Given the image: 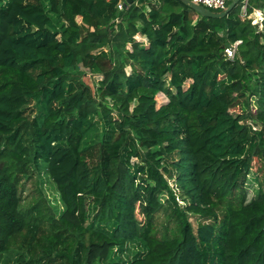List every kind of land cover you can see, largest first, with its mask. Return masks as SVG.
I'll return each instance as SVG.
<instances>
[{"label":"trees","instance_id":"trees-1","mask_svg":"<svg viewBox=\"0 0 264 264\" xmlns=\"http://www.w3.org/2000/svg\"><path fill=\"white\" fill-rule=\"evenodd\" d=\"M255 8L0 0V264H264Z\"/></svg>","mask_w":264,"mask_h":264},{"label":"rangeland","instance_id":"rangeland-1","mask_svg":"<svg viewBox=\"0 0 264 264\" xmlns=\"http://www.w3.org/2000/svg\"><path fill=\"white\" fill-rule=\"evenodd\" d=\"M232 3V2H231ZM229 3V5L231 4ZM228 5V6H229ZM215 13H220L222 12L221 10L218 9H214L212 10ZM82 70V68L80 67L79 71ZM118 98H109L107 101L109 102V104L111 105L114 101H117ZM166 97L164 96V94H158L157 96V101H158V105H162L164 102H166ZM33 183H28L27 187H26V191H25V195L29 193L30 189H32L33 187ZM248 186H250V194L251 196H254V193L256 192V182L254 181V179L250 180V182L248 183ZM44 194L46 195V197L49 199L50 203L55 207V209L57 210V212H62L64 210V204L61 201L60 195L58 193V190L56 188V186L52 183H49L48 180L44 183ZM141 219V218H140ZM146 223L144 221H140V230H144ZM139 249V247L137 245H132V250L129 251L130 255L132 256L137 250ZM127 252V251H126ZM128 254L125 253L123 255H121V258H127ZM111 261H106V262H102V263H97V264H111Z\"/></svg>","mask_w":264,"mask_h":264},{"label":"built area","instance_id":"built-area-1","mask_svg":"<svg viewBox=\"0 0 264 264\" xmlns=\"http://www.w3.org/2000/svg\"><path fill=\"white\" fill-rule=\"evenodd\" d=\"M192 1L199 5H203L204 7L210 10L218 9V10L224 11L227 9L229 3H231L233 0H192ZM247 1L248 0H245V3ZM119 8H122V4H119ZM237 43L231 45L230 47H227L225 50V53L230 58L235 57V54L237 51Z\"/></svg>","mask_w":264,"mask_h":264},{"label":"water","instance_id":"water-1","mask_svg":"<svg viewBox=\"0 0 264 264\" xmlns=\"http://www.w3.org/2000/svg\"><path fill=\"white\" fill-rule=\"evenodd\" d=\"M185 3H188L198 14L205 16V17H211V18H223L226 15L229 14V12L237 5V3L241 0H233L232 3L227 7L226 10L215 13L210 9H207L203 5H199L192 0H183Z\"/></svg>","mask_w":264,"mask_h":264},{"label":"crops","instance_id":"crops-1","mask_svg":"<svg viewBox=\"0 0 264 264\" xmlns=\"http://www.w3.org/2000/svg\"><path fill=\"white\" fill-rule=\"evenodd\" d=\"M244 2H245V0H244ZM243 13L244 14L246 13V5L243 8ZM250 18L253 19L254 24H258L261 28L263 27V25H264V13L262 10L255 8L254 12L251 13Z\"/></svg>","mask_w":264,"mask_h":264}]
</instances>
